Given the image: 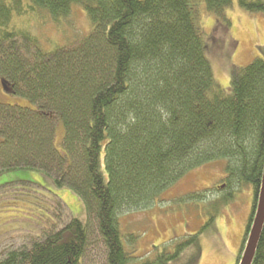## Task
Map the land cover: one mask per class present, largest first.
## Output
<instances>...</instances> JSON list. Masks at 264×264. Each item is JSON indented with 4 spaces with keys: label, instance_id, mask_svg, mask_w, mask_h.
Returning <instances> with one entry per match:
<instances>
[{
    "label": "trees",
    "instance_id": "1",
    "mask_svg": "<svg viewBox=\"0 0 264 264\" xmlns=\"http://www.w3.org/2000/svg\"><path fill=\"white\" fill-rule=\"evenodd\" d=\"M202 1L229 25L233 0ZM236 1L264 14V0ZM74 9L86 33L61 42L42 32L49 23L63 33ZM206 51L195 0H0V79L33 105L0 102V174L41 171L71 188L87 213L82 224L54 201L42 227L4 249L0 264H83L93 226L106 264H198L201 235L236 190L250 188L239 263L264 169V58L232 68L224 90ZM219 160L229 192L207 202L200 230L133 257L119 215L151 208L188 172ZM210 189L185 201L205 202ZM252 264H264V227Z\"/></svg>",
    "mask_w": 264,
    "mask_h": 264
},
{
    "label": "rangeland",
    "instance_id": "2",
    "mask_svg": "<svg viewBox=\"0 0 264 264\" xmlns=\"http://www.w3.org/2000/svg\"><path fill=\"white\" fill-rule=\"evenodd\" d=\"M195 1L197 23L204 32L213 79L227 90L232 68L264 58V14L248 13L233 0L225 9L227 26L205 10L202 0ZM54 29L48 23L42 32L53 41H71L77 38L76 33H86L88 21L80 9H74L63 26V33ZM0 102L33 108L28 100L12 95L1 79ZM61 136L62 132L57 135V145ZM224 166L225 161L219 160L194 169L163 191L151 208L119 215L125 249L133 257L143 259L153 256L155 248L168 247L175 239L196 234L209 219L207 202L219 200L229 192L224 181ZM208 188L212 192L205 193V202L185 201L188 194ZM58 199L74 218L87 223L83 200L69 187L56 188L43 172L20 170L0 174V255L9 246L19 244L25 234L42 227L46 209H51ZM251 208V189L236 190L232 201L222 208L223 214L201 235L202 254L198 264L235 263ZM90 231L91 245L83 264H106L104 248L94 226Z\"/></svg>",
    "mask_w": 264,
    "mask_h": 264
},
{
    "label": "water",
    "instance_id": "3",
    "mask_svg": "<svg viewBox=\"0 0 264 264\" xmlns=\"http://www.w3.org/2000/svg\"><path fill=\"white\" fill-rule=\"evenodd\" d=\"M264 227V169L261 184L257 196L254 216L248 233V237L238 264H252L255 250Z\"/></svg>",
    "mask_w": 264,
    "mask_h": 264
}]
</instances>
